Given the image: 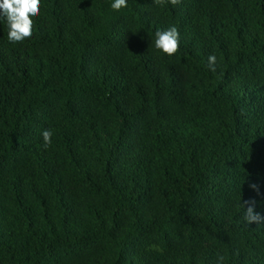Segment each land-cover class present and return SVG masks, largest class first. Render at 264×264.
I'll return each instance as SVG.
<instances>
[{
	"label": "trees",
	"instance_id": "trees-1",
	"mask_svg": "<svg viewBox=\"0 0 264 264\" xmlns=\"http://www.w3.org/2000/svg\"><path fill=\"white\" fill-rule=\"evenodd\" d=\"M113 2L0 18V264H264V0Z\"/></svg>",
	"mask_w": 264,
	"mask_h": 264
},
{
	"label": "clouds",
	"instance_id": "clouds-1",
	"mask_svg": "<svg viewBox=\"0 0 264 264\" xmlns=\"http://www.w3.org/2000/svg\"><path fill=\"white\" fill-rule=\"evenodd\" d=\"M165 2L176 6L182 0H154V3L163 5ZM42 0H0V18L6 19L8 34V41L12 44L23 43L25 40H30L34 35L35 17L41 13ZM127 7V0H114L111 4L113 10L119 11ZM31 17V18H30ZM180 33L176 26H170L166 30H157L155 33L154 46L167 56H172L179 51ZM207 67L210 71H216V56L209 55L207 58ZM43 138V146L49 147L52 143L53 131L45 129L41 133ZM256 188V185H251ZM247 205V207H245ZM244 216L243 219L249 225L260 224L264 222V216L255 212V201H245L243 203ZM223 260V257H219Z\"/></svg>",
	"mask_w": 264,
	"mask_h": 264
}]
</instances>
